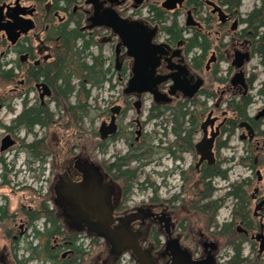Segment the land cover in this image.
I'll return each mask as SVG.
<instances>
[{"label": "flooded vegetation", "instance_id": "flooded-vegetation-1", "mask_svg": "<svg viewBox=\"0 0 264 264\" xmlns=\"http://www.w3.org/2000/svg\"><path fill=\"white\" fill-rule=\"evenodd\" d=\"M161 1L163 14L152 10L156 0H0V77L8 75L7 87L0 85V264H123L124 254H114L105 239L64 216L56 204L55 191L64 174L75 182L82 180L77 170L80 162L93 164L101 186L112 190L113 227L129 220L159 264L171 263V242L194 260L212 257L215 264H264V175L261 181L257 175L262 170L256 169V179L240 180L230 220L220 223L213 204L218 200L215 179H221L214 172L225 163L227 147L223 145L231 141L225 129L237 119L229 103L252 97L259 73L257 69L250 72L248 65L255 58L263 74L257 96L264 102L260 94L263 58L258 52L264 46V28L256 33L246 21L264 6V0L247 14H242V5L239 9L229 5L232 0ZM96 14H117L127 22L144 23L148 31L156 29L153 43L168 46L157 76L182 72L181 79L190 84L201 79L199 93L192 99L182 92L170 96L173 82L168 81L158 86L171 98L167 103L147 107L146 98L153 101L150 94L125 95L134 59L119 48L120 40L110 28H90ZM173 15H178L183 30L176 42L163 31L165 25L173 24ZM166 16L171 17L168 23L161 20ZM56 27L67 32L64 39L56 35ZM197 34L211 43L202 65L201 50L187 54L188 40ZM90 39L95 41L90 53L106 61L105 85L112 97L116 95L115 102L97 108L94 130L87 128L91 123L83 114L71 130L69 121H64L69 107L55 97L52 70L59 64L62 46L71 48L76 42L81 47ZM225 63L228 67L223 72ZM201 73L210 75V90L206 91L207 80ZM118 83L125 86L121 93L116 91ZM76 96L77 91L69 100L71 105H76ZM199 96L206 100L183 105L198 101ZM138 100L142 102L139 109ZM209 100L216 102L208 107ZM181 109H190L185 121L176 120ZM249 109L248 119L238 123L237 131L247 155L248 147L254 146L258 165L264 155L260 136L264 103L252 115ZM159 113V118H152ZM113 117L116 129L111 133ZM152 122L160 132L149 131ZM244 122L255 131L253 141L240 127ZM39 205L47 207L46 216H40Z\"/></svg>", "mask_w": 264, "mask_h": 264}, {"label": "water", "instance_id": "water-1", "mask_svg": "<svg viewBox=\"0 0 264 264\" xmlns=\"http://www.w3.org/2000/svg\"><path fill=\"white\" fill-rule=\"evenodd\" d=\"M165 6L167 9H171L169 4ZM91 21H94V24L90 28L96 26L110 28L120 40L119 48H125L128 56L134 59L133 75L124 90L125 95L150 94L153 101L159 104L170 102L171 98L168 95L174 96L178 92H182L186 99H192L201 90L204 84L203 80L200 79L194 84H190L181 79L182 72L166 77L157 76L161 57L166 53L165 49L168 46L153 43L156 29L148 31L144 23L127 22L120 19L117 14L104 16L96 14ZM238 77H243V74L240 73ZM168 81H172L173 84L169 94L164 95L159 91L158 86ZM141 104L142 102L139 100L136 103V108L139 109ZM115 111L113 110V112ZM115 121L116 119L113 117L110 124L111 133L116 129ZM240 127L246 129L250 140L253 141L255 131L252 126L244 122ZM6 148L2 147V151ZM77 170L82 174L81 181L75 182L64 174L55 191L56 204L63 211L64 216L74 222H79L78 224H85L93 233L105 239L114 254L121 256L124 253H129L135 264H159L158 257L144 247L141 234L133 230L129 220L119 228L113 227L112 190L101 186L96 167L88 162H80L77 165ZM257 175L261 181L262 172L260 170L257 171ZM169 251L171 253L170 264H215L212 257H208L204 261L194 260L187 251L178 247L174 242H171Z\"/></svg>", "mask_w": 264, "mask_h": 264}, {"label": "trees", "instance_id": "trees-1", "mask_svg": "<svg viewBox=\"0 0 264 264\" xmlns=\"http://www.w3.org/2000/svg\"><path fill=\"white\" fill-rule=\"evenodd\" d=\"M160 2L161 0H156V3H154L152 10H155L158 12V14H163V12L160 8ZM159 4V5H158ZM232 4V7L235 9H239L242 5L241 0H232L229 2V5ZM159 17V16H158ZM170 16H166L165 18H162V21H165V23H168L170 20ZM157 21L159 18L156 19ZM247 24L249 26L250 30L255 31L256 33L259 31L260 28H264V6L255 9V11L249 16V18L246 20ZM163 31L170 37L171 41H177L183 37V30L180 29L178 24V15H173V24L172 25H165L163 27ZM56 35H61L63 39L66 37L65 31H63L60 27L55 28ZM70 34H73L71 32ZM82 38V37H81ZM76 39H80V35L76 37ZM188 46H187V54L191 53L194 49L198 48L202 51L203 56L200 57L201 65L203 64V61L205 60L209 49L211 48V43L204 35H195L193 38H190L188 40ZM92 45H95V41L93 39L90 40H84V43L81 47H77V43L73 45L71 48H66V45L62 46L60 55L57 56L56 63H59L54 67L52 72L55 75V84L53 88L57 89L58 92L55 93V97L60 105H62L64 102L67 103L69 109H68V117H65L64 121H69V129L73 130L74 128H77L78 122H79V114H83L86 117H89L92 113V108L89 105V99L91 97V90H88L87 86L91 85L92 87L96 88H102L107 82V71L105 70L106 67V61L101 58L100 56H96L92 53H90V49ZM258 52L262 55V65L264 68V46L258 47ZM126 71L124 70V73ZM7 77H0V85L2 87H7ZM75 80H77L75 82ZM61 81V82H60ZM77 91V102L76 105H71L72 102H69L71 97L74 95V93ZM260 94L264 96V83H263V89L260 91ZM67 101V102H66ZM189 103L196 105L197 103H201V101H188L186 103H183V105H188ZM253 103L252 97H246L242 98L241 100L237 101L234 100L231 103H229V110L233 113L234 117L237 119H233L225 129L226 135L229 137V139H232L233 136L236 135L237 129H238V123L241 120L248 119V109L250 105ZM126 104V102H125ZM204 105V103H203ZM127 106L132 108V104L127 103ZM190 110V109H189ZM189 110H183L181 109V116L180 118H176L177 121H185L187 115L189 114ZM160 113L154 116L152 115V118H159ZM30 124V122H28ZM73 123H75V127L73 126ZM261 137L264 138V132H262ZM90 144L89 142L87 143ZM229 144H224L223 146L228 147ZM250 150V154H256L254 146L248 147L247 151ZM262 159V160H261ZM263 158H260L258 161V165L255 164V157L248 155L245 158H241V163L245 167H250L251 170L256 171V169H260L264 167V161ZM227 159L225 160V162ZM233 161V159L231 160ZM215 177H221L224 180L228 179V170H222L221 168L216 169L214 172ZM255 178H257L255 176ZM240 191V183L235 182L230 185V191L225 198L218 199L217 201H214V216L218 213V211L222 208V206L226 203L228 197H232L231 201L234 204L236 199L238 198ZM38 210L40 211V216H46L48 213L47 207H44L43 205H39ZM238 210V209H237ZM235 209V216L234 219H237L239 215L236 214ZM239 258V257H238ZM237 258V259H238ZM236 259V258H235Z\"/></svg>", "mask_w": 264, "mask_h": 264}, {"label": "rangeland", "instance_id": "rangeland-1", "mask_svg": "<svg viewBox=\"0 0 264 264\" xmlns=\"http://www.w3.org/2000/svg\"><path fill=\"white\" fill-rule=\"evenodd\" d=\"M161 2H163V1H161ZM259 4H260V0H243L242 1V8H241L242 14H247L249 11H251L254 8V6H257ZM141 11L145 12V8H143ZM204 13L205 14L209 13V10H205ZM181 20H183V19H181ZM106 50L109 52V48L106 47ZM198 52L199 51H197L196 54ZM94 53H96L95 49H94ZM208 59L206 60V62L208 61ZM227 67H228L227 63L223 64L222 71L226 72ZM254 69H257V72L259 73V79H258V84L252 89V91L250 93L251 96L253 97V104L251 105V107L249 109L250 115L254 114L261 107V105L264 103L260 99H258V96H257V89H259V84H260L259 80H261L263 78L262 68L259 66V60L257 58H255L248 65V70L250 72H252ZM202 75H204V74H202ZM204 77L207 80V83L205 86L206 91H207V90H210V87H211V77H210V75H208V76L204 75ZM124 87L125 86H123L121 83L116 84L117 93H121V91L123 90ZM215 88H217V85H215ZM107 89H108V87L104 86L103 89L95 88L91 92V97L89 99V105L92 108V113L90 114L89 117H87V123L88 124L91 123L87 127L90 131L94 130V128H95L94 127L95 126L94 120H95L97 108L107 106L110 103L115 102V96L116 95H114L112 97L111 93L109 91H106ZM198 99L201 102L203 100H206L204 96H199ZM214 102H216V101L215 100L214 101L209 100L207 102L208 107L211 106ZM152 103H153V101H152L151 97H147L145 100L146 106L149 107ZM194 108L197 109L196 107H194ZM208 113L209 112H206L203 114L205 116L203 118V120L206 118ZM217 114L219 117H222L223 112H222V114L221 113H217ZM229 116H232V115L230 114ZM156 122H159V120H157ZM156 122L151 123V125L149 127V131L160 132V129L157 127ZM240 135H241L240 132L237 131L236 135L233 136L228 147L223 152V158H224V160L227 159V161L222 165L221 168H222V170H228L229 171V173H228L229 178L227 180H224L223 178L215 179V186L217 189V192L215 195H216V197H218V199L225 198L226 194L230 190L231 184H233L235 182H240L241 179L255 178V171H252L250 168L245 167L242 164H240L241 158L242 157L245 158L246 156H248L246 154V151H245L246 144L240 140ZM224 136L225 135H223V137ZM250 155L252 157L254 156V154H250ZM263 157H264V155L261 158H263ZM232 159H233V161H231ZM263 161H264V159H263ZM260 169L262 170V174L264 175V167H262ZM263 188H264V185H263ZM233 205L234 204L231 202V200H227L226 203L220 209V211H218V220L220 223H223L224 221L231 219V210L233 208ZM124 259H127V261H128V257H125Z\"/></svg>", "mask_w": 264, "mask_h": 264}]
</instances>
